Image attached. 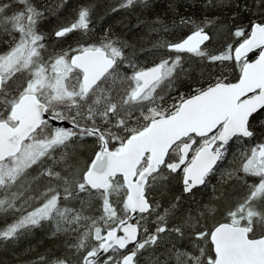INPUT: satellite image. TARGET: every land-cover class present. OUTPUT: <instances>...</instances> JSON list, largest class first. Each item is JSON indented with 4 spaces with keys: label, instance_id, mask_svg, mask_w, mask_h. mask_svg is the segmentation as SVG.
<instances>
[{
    "label": "snow or ice",
    "instance_id": "obj_1",
    "mask_svg": "<svg viewBox=\"0 0 264 264\" xmlns=\"http://www.w3.org/2000/svg\"><path fill=\"white\" fill-rule=\"evenodd\" d=\"M181 7L0 0V264H264V0Z\"/></svg>",
    "mask_w": 264,
    "mask_h": 264
},
{
    "label": "trees",
    "instance_id": "obj_2",
    "mask_svg": "<svg viewBox=\"0 0 264 264\" xmlns=\"http://www.w3.org/2000/svg\"><path fill=\"white\" fill-rule=\"evenodd\" d=\"M112 0H99V3L105 4V3H111ZM154 4V12L159 13L161 16L165 15L167 4L169 0H152ZM205 0H198V2L193 7V0H179V3L182 5L181 11L185 13H191L194 11H197L199 8L202 7ZM136 14H131V23L135 24V17ZM125 31L126 35L131 36L132 38H135V35H138V33H129L127 29H123ZM150 60L151 57H148ZM48 238L42 234H38L32 241L33 247L36 248L38 251L43 252L46 248L50 247V245L47 242ZM22 258L27 259L28 257L22 256ZM34 258V257H33ZM0 259H5L3 252H0Z\"/></svg>",
    "mask_w": 264,
    "mask_h": 264
}]
</instances>
